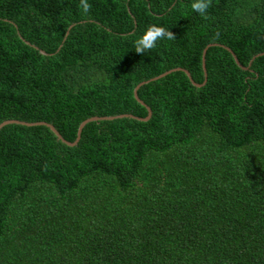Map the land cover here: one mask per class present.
<instances>
[{"label":"trees","instance_id":"16d2710c","mask_svg":"<svg viewBox=\"0 0 264 264\" xmlns=\"http://www.w3.org/2000/svg\"><path fill=\"white\" fill-rule=\"evenodd\" d=\"M87 2L0 0V124L152 114L3 126L0 264H264V0Z\"/></svg>","mask_w":264,"mask_h":264},{"label":"clouds","instance_id":"9594fccd","mask_svg":"<svg viewBox=\"0 0 264 264\" xmlns=\"http://www.w3.org/2000/svg\"><path fill=\"white\" fill-rule=\"evenodd\" d=\"M211 4L212 0H194L191 4V9L207 19L206 12ZM80 7L83 9L84 13H88L91 10V5L87 0H80ZM218 35L219 33H217V36ZM165 38L168 40H175V35L169 29L150 25L144 34L135 41V52L144 55L146 51L156 47L158 40H163Z\"/></svg>","mask_w":264,"mask_h":264},{"label":"water","instance_id":"95a60500","mask_svg":"<svg viewBox=\"0 0 264 264\" xmlns=\"http://www.w3.org/2000/svg\"><path fill=\"white\" fill-rule=\"evenodd\" d=\"M213 45H215V44H210L208 47H206V48L204 49V52H203V62H202V67H203V70H204V76H205L203 82L206 81V72H205V64H204V62H205V58H206V53H207L208 48H209L210 46H213ZM233 54H234V53H233ZM234 56H235V59H236V61H237V64H239L240 62L238 61L236 55H234ZM176 70H182V71H184V72L187 74V76L190 78V80H191V77H190L189 72H188L186 69L179 68V67H175V68H172V69H170V70H167V71H165V72H163V73H161V74H159V75H157V76L151 78V80L158 79V78L163 77L164 75H166V74H168V73H170V72H172V71H176ZM191 81H192V80H191ZM192 82H193V81H192ZM193 83H194L197 87H199V88H200L201 85L204 84V83L196 84L195 82H193ZM138 87H139V86H138ZM138 87L135 89V97H136V99H137L141 104L146 105V103H145V102H144V101L138 96V92H137ZM147 108H148V111H149V115H148L147 118H143V117H139V116H136V115H133V114H127V113L120 114V115L106 116V117H101V118H98V117H93V118H90V119L87 118V119H85V120L80 124L79 129H78V133H77V138H76L75 141H68V140H66V139L62 136V134H61V133L55 128L54 125H52L51 123H47V122H45V121L26 122V121H20V120H15V119H9V120H5L4 122H2V124H0V130L2 129L3 126H5L6 124H10V123H20V124L27 125V126H33V125H47V126H49V127L54 131V133L58 136L59 139L63 140L64 142H66V143L69 144V145H75V144H77L78 141L80 140L82 130H83L84 126H85L88 122L90 123V122H93V121H99V120H101V119H115V118H118V117H124V116H125V117L136 118V119H139V120H147V119L151 116V114H152L150 107L147 106Z\"/></svg>","mask_w":264,"mask_h":264}]
</instances>
